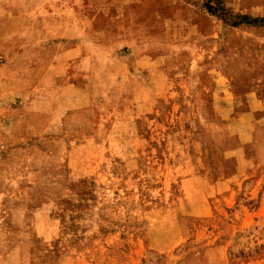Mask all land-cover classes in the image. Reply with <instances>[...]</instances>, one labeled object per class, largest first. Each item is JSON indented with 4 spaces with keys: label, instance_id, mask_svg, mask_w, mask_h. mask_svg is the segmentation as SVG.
Listing matches in <instances>:
<instances>
[{
    "label": "rangeland",
    "instance_id": "1",
    "mask_svg": "<svg viewBox=\"0 0 264 264\" xmlns=\"http://www.w3.org/2000/svg\"><path fill=\"white\" fill-rule=\"evenodd\" d=\"M242 15L0 0V264H264V126L240 143L203 61Z\"/></svg>",
    "mask_w": 264,
    "mask_h": 264
},
{
    "label": "crops",
    "instance_id": "2",
    "mask_svg": "<svg viewBox=\"0 0 264 264\" xmlns=\"http://www.w3.org/2000/svg\"><path fill=\"white\" fill-rule=\"evenodd\" d=\"M228 3L234 12L264 18V0H228ZM216 43L217 50L211 49L214 57L203 61L206 66L226 68L225 72L220 70L219 75L225 78L229 88L234 84L233 90L230 88L229 91L233 93L231 99L235 100L232 102L234 106L219 102L217 114L235 131L240 143H244L253 130L264 126V25L240 23L225 26L218 32ZM6 83L9 82L0 74L1 111ZM217 83L224 81L219 79ZM5 93L10 100L18 96L16 91Z\"/></svg>",
    "mask_w": 264,
    "mask_h": 264
},
{
    "label": "trees",
    "instance_id": "3",
    "mask_svg": "<svg viewBox=\"0 0 264 264\" xmlns=\"http://www.w3.org/2000/svg\"><path fill=\"white\" fill-rule=\"evenodd\" d=\"M218 1H220V0H218ZM218 5H219V4H218ZM218 7H220L219 9H223L220 5H219ZM206 9H207L209 12H212V11L214 10V9H213L211 6H209L208 4H207V6H206ZM240 23H246V24H252V25H256V24H262V25H264V18H250V17H248V16H246V15H242V19H241V21L234 22L233 25H238V24H240Z\"/></svg>",
    "mask_w": 264,
    "mask_h": 264
}]
</instances>
